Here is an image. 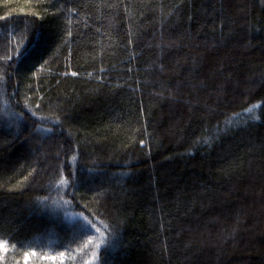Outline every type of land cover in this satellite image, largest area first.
Returning a JSON list of instances; mask_svg holds the SVG:
<instances>
[{"label": "trees", "instance_id": "1", "mask_svg": "<svg viewBox=\"0 0 264 264\" xmlns=\"http://www.w3.org/2000/svg\"><path fill=\"white\" fill-rule=\"evenodd\" d=\"M0 242L264 264V0H0Z\"/></svg>", "mask_w": 264, "mask_h": 264}, {"label": "snow or ice", "instance_id": "2", "mask_svg": "<svg viewBox=\"0 0 264 264\" xmlns=\"http://www.w3.org/2000/svg\"><path fill=\"white\" fill-rule=\"evenodd\" d=\"M73 75H76V73H73ZM81 215H83V214L81 213ZM84 219L87 222V224L91 225L92 228H96V225L94 223H92V221L88 220L87 217H85ZM96 231L99 232L100 230L97 228ZM92 239H93L92 237H89V242H91ZM0 247H3V243L2 242H0ZM97 247H99V245H97ZM60 255L63 256L64 253H60ZM95 255H96V253L93 252V257H95Z\"/></svg>", "mask_w": 264, "mask_h": 264}, {"label": "rangeland", "instance_id": "3", "mask_svg": "<svg viewBox=\"0 0 264 264\" xmlns=\"http://www.w3.org/2000/svg\"><path fill=\"white\" fill-rule=\"evenodd\" d=\"M6 251V247L4 246L3 244V247H0V258L2 257V255L5 253ZM35 256V255H34ZM32 258V257H31ZM30 260V257H25L24 260H23V264H27L28 261ZM30 263H32V261H30Z\"/></svg>", "mask_w": 264, "mask_h": 264}]
</instances>
